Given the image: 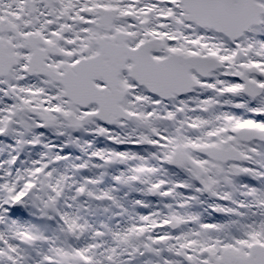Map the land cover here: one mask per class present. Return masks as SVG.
<instances>
[{
	"label": "snow or ice",
	"instance_id": "6c2138e0",
	"mask_svg": "<svg viewBox=\"0 0 264 264\" xmlns=\"http://www.w3.org/2000/svg\"><path fill=\"white\" fill-rule=\"evenodd\" d=\"M0 264H264V0H0Z\"/></svg>",
	"mask_w": 264,
	"mask_h": 264
}]
</instances>
